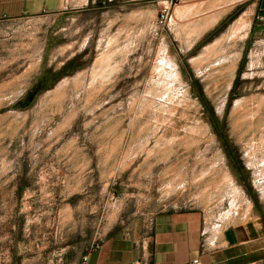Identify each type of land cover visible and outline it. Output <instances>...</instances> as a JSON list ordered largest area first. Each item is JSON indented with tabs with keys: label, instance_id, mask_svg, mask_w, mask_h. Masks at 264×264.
Returning <instances> with one entry per match:
<instances>
[{
	"label": "rangeland",
	"instance_id": "obj_1",
	"mask_svg": "<svg viewBox=\"0 0 264 264\" xmlns=\"http://www.w3.org/2000/svg\"><path fill=\"white\" fill-rule=\"evenodd\" d=\"M71 1L0 21V264H77L165 210L264 225L255 0Z\"/></svg>",
	"mask_w": 264,
	"mask_h": 264
},
{
	"label": "crops",
	"instance_id": "obj_2",
	"mask_svg": "<svg viewBox=\"0 0 264 264\" xmlns=\"http://www.w3.org/2000/svg\"><path fill=\"white\" fill-rule=\"evenodd\" d=\"M66 1L78 9L71 0H0V21L46 16L50 28ZM254 16L252 27L264 36V0H255ZM84 256L85 264H264V225L250 218L208 227L198 210H165L131 232L109 233L79 264Z\"/></svg>",
	"mask_w": 264,
	"mask_h": 264
},
{
	"label": "trees",
	"instance_id": "obj_3",
	"mask_svg": "<svg viewBox=\"0 0 264 264\" xmlns=\"http://www.w3.org/2000/svg\"><path fill=\"white\" fill-rule=\"evenodd\" d=\"M45 76L39 78L34 85L27 90V92L14 104L16 108H26L37 96L39 91L48 87L50 83L54 82H47Z\"/></svg>",
	"mask_w": 264,
	"mask_h": 264
},
{
	"label": "built area",
	"instance_id": "obj_4",
	"mask_svg": "<svg viewBox=\"0 0 264 264\" xmlns=\"http://www.w3.org/2000/svg\"><path fill=\"white\" fill-rule=\"evenodd\" d=\"M73 8H74V6H72L69 2L66 1V2H64V4L62 5V7H61V9H60V12H62V13H66V12L71 11ZM169 9H170V7H165V8H164V10L167 12V13H166V16H167L168 13H169ZM165 21H166V17H165V19H164V14H163V9H162V13H161V15L158 16V18H157V20H156L157 27H163V24L165 23ZM216 225L221 226L219 222L216 223ZM203 234H204V232H203ZM85 262H86V256H84V257L82 258L81 264H85ZM195 263H197V260L192 261V264H195Z\"/></svg>",
	"mask_w": 264,
	"mask_h": 264
},
{
	"label": "bare ground",
	"instance_id": "obj_5",
	"mask_svg": "<svg viewBox=\"0 0 264 264\" xmlns=\"http://www.w3.org/2000/svg\"><path fill=\"white\" fill-rule=\"evenodd\" d=\"M236 194V193H235Z\"/></svg>",
	"mask_w": 264,
	"mask_h": 264
}]
</instances>
